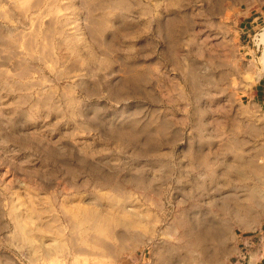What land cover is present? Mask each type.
<instances>
[{
  "label": "rangeland",
  "instance_id": "374dc122",
  "mask_svg": "<svg viewBox=\"0 0 264 264\" xmlns=\"http://www.w3.org/2000/svg\"><path fill=\"white\" fill-rule=\"evenodd\" d=\"M263 34L264 0H0V264H264Z\"/></svg>",
  "mask_w": 264,
  "mask_h": 264
},
{
  "label": "bare ground",
  "instance_id": "6f19581e",
  "mask_svg": "<svg viewBox=\"0 0 264 264\" xmlns=\"http://www.w3.org/2000/svg\"><path fill=\"white\" fill-rule=\"evenodd\" d=\"M168 24H169V26L167 27V29L170 30V37H173V38L175 39V35H174L175 33H174V29H173V24H174V22H169ZM165 25H166V24H165ZM175 25H176V24H175ZM166 26H167V25H166ZM263 35H264V34H263ZM263 37H264V36H263ZM176 38H177V37H176ZM263 39H264V38H263ZM169 40H170V39H169ZM263 76H264V70H263L262 73H259V74H258V77H259V78H261V77H263ZM251 163H253V165H255V166L262 167V166H264V158L254 156V157L252 158V162H251ZM77 202H78V201H77ZM77 202H76V203H77ZM79 202H80V201H79ZM79 204H80V203H79ZM83 206H84V205H83ZM83 206H82V207H83ZM75 207H76V206H75ZM76 208H77V207H76ZM76 208H75V209H76ZM78 208H79V207H78ZM80 208H81V207H80ZM80 208H79V209H76V210H73V208H72V213H71V210H70L71 208L68 209V210H70V213L72 214V215L70 214L72 218H73V216H74V219H79V218H81V216H82V218H83V214H84V212H85L87 209L84 210V212H83V209L81 210ZM83 208H84V207H83ZM214 208H215V207H214ZM25 209H26V208H25ZM94 209H96V208H93V210H94ZM215 209H216V208H215ZM218 209H219V208H218ZM27 210H28L29 213L27 212ZM27 210H26V211L24 210V211L22 212L23 214L20 213L21 215H23V216L21 217L19 213L17 214L16 211H15L13 208H11V210H10L11 213H10V212H9V213L11 214L10 216H13V218H12L13 220H12V221H14V223H15V224H13V226L15 225L14 228L17 227V228H19L21 231H23V235H24V232H25V233H26L25 236H30V239H28L29 237L27 238V239H28V243H29V241H31V239H32L31 244L33 245L34 243H36L37 246H38L37 248H38L40 251H42L43 253H45V254H47V255H51V254L54 253V251L57 252L58 249H54V248L52 247V242H51V241L53 240V241L57 242V241H59V240H62L64 234L62 235V233H61L60 236H59L60 239L57 240L58 238H56V237H55V234H53L54 231L52 232V230L50 231V229H47L50 233H52V234H50V233H49V232H48V231H47V230H46L41 224L37 223L38 221L36 222V220L33 219V215H32V213L34 214V211H33L34 209L32 210V209H28V208H27ZM91 210H92V208H91ZM0 211L2 212V210H0ZM21 211H22V210H21ZM35 211H36V209H35ZM81 211H82L83 214L81 213ZM31 212H32V213H31ZM90 212L92 213V211H90ZM214 212H215V211H214ZM2 213H3V212H2ZM4 213H5V212H4ZM7 213H8V212H7ZM35 213H36V212H35ZM67 213H68V211H67ZM101 213H102V212H101ZM37 214H38V213H37ZM64 214H66V211H65ZM68 214H69V213H68ZM85 214H86V213H85ZM85 214H84V217H85V220H86V216H87V214H86V216H85ZM8 215H9V214H8ZM101 215H102V214H101ZM101 215H100V216H101ZM104 215L107 216V214H104V213H103V216H104ZM37 216H38V215H37ZM65 216H66V215H65ZM97 216H98V215H97ZM100 216H99V217H100ZM103 216H102V217H103ZM109 216H110V215H109ZM67 217H68V215H67ZM67 217H65V218L67 219ZM88 217H89V216H87V219H88ZM90 217H91V216H90ZM90 217H89V218H90ZM92 217H93V216H92ZM92 217H91V218H92ZM94 217H95V216H94ZM94 217L92 218L93 221L95 222V220L97 219V222H95L96 224H94V228H90V230H91V229H92V230L94 229L95 233H94V231H92L93 234H94V237H95V235H96V236L99 235L98 237H95V238H93V236L91 237V236L89 235V233L91 234V232L88 233V231H87V228H88L89 226L85 229V227L83 226V222H82L83 220L80 221V219H79V222L82 223V224H81V227H84V228H83L84 231L82 230V233H79V235L82 234V235H80L81 239H80L79 237H77L78 240L80 239V240H79L80 243H79V244L76 243V245H77V244L79 245V246L77 245L78 248H76V247L74 246V244H73V242H75L74 239L72 240L73 242H72L71 240H69L70 238H68L69 236L67 235V233H66V235L68 236L67 239H64V238H65V237H64V238H63L64 241H60L61 244H63L64 242L67 244V241H69L68 243L71 244L70 246H72V248L69 247V246H68V247L71 248V249H73L77 254H78V253H81V255H82V253H84L83 248H84L85 246H86V247H87V246H88V247H91L92 249H91V248H88V250H90V251L92 250L90 254H91V255H95L96 258H97V257L99 258L100 256H97V255H98V253H99L100 250H101V252H104V253L106 252V251L103 250V248H104L105 245H106V242H107L106 240H107V238H108V237H106V235L108 236V234L104 233V231L106 232V228H110V227H107V222L110 221V222H113V223H111V224H114L115 220H114V221L111 220V219H113V217H111V216H110L111 219H108V218H110V217H108L107 219H105V222H106V220H107V222H106V228H105V226H104L105 224H102V222H103V221L101 220L102 218H101V217H100L101 219L99 218L100 221H102V222H98V220H99L98 217H96V219H94ZM10 218H11V217H10ZM69 218H70V217H69ZM69 218H68V221H69L70 219H72V218H70V219H69ZM82 218H81V219H82ZM103 218H104V217H103ZM105 218H106V217H105ZM21 219H24L25 222L27 223V224H25L24 227L21 226V221H20ZM114 219H115V218H114ZM42 221H43V220H42ZM70 221H71V220H70ZM73 221H74V220H73ZM73 221H71V222H73ZM89 221L91 222L90 219H89L87 222H89ZM76 222H77V221H76ZM76 222L74 221L75 224H76ZM79 222H78V223H79ZM90 222H89V223H90ZM40 223H41V222H40ZM78 223L76 224L77 226H78ZM91 223H92V222H91ZM103 223H104V222H103ZM117 223H118V222L116 221V225H118ZM44 224H45V223H44ZM70 224H71V223H70ZM84 224H85V223H84ZM86 224H87V223H86ZM108 224H109V222H108ZM79 225H80V224H79ZM116 225H115L114 227H116ZM85 226H86V225H85ZM132 226H133V225H132ZM47 227H48V226H47ZM78 227L80 228V226H78ZM90 227H91V226H90ZM17 228H16V229H17ZM49 228H50V227H49ZM116 228H117V227H116ZM81 229H82V228H81ZM79 230H80V229H79ZM88 230H89V229H88ZM107 230L110 231V233H112V229H110V230L107 229ZM108 231H107V233H108ZM113 231H115V229H113ZM58 232H59V231H58ZM80 232H81V230H80ZM55 233H56V232H55ZM96 233H98V234H96ZM114 233H115V232H114ZM27 234H28V235H27ZM57 234H58V233H57ZM69 234H70V232H69ZM72 234H73V233L71 232V235H70V236H72ZM93 234H92V235H93ZM104 234H105V235H104ZM112 234H113V233H112ZM112 234H111L110 236L113 237ZM115 234H118V233L116 232ZM52 235H54V237H53ZM102 235H104V236H102ZM121 235H122V234H121ZM35 236H36V239H33ZM64 236H65V235H64ZM89 236H90L91 238H90ZM110 236H109V237H110ZM125 236H126V235H125ZM52 237H53L54 239H52ZM72 237H73V236H72ZM72 237H71V238H72ZM101 237H102V238H103V237H104V238L106 237V239H103L104 241H106V242H105V245H104L103 241L101 240ZM115 237H116V238H115ZM115 237L113 238L114 240H116V239H120V238L117 237V236H115ZM73 238H74V237H73ZM110 238H111V237H110ZM75 240H76V239H75ZM78 240H77V242H78ZM62 242H63V243H62ZM65 243H64V245H66ZM31 244H30V245H31ZM107 244H108V243H107ZM28 245H29V244H28ZM34 245H35V244H34ZM34 245H33V246H34ZM66 246H67V245H66ZM108 246H109V245H108ZM108 246H107V247H108ZM107 247H106V248H107ZM35 248H36V247H35ZM37 248H36V250H38ZM60 249H62V248H60ZM60 249H59V250H60ZM109 249H110V248H109ZM56 250H57V251H56ZM73 250H72V251H73ZM86 250H87V248H86ZM98 250H99V251H98ZM102 250H103V251H102ZM60 251H62V250H60ZM69 251H70V250H69ZM74 251H73V254H75ZM97 251H98V253H96ZM107 251H110V250H107ZM101 252H100V254H101ZM85 253L87 254L88 252L85 251ZM85 253H84V254H85ZM92 253H93V254H92ZM73 254H72V256H73ZM77 254H75V255H77ZM86 254H85V255H86ZM100 254H99V255H100ZM75 255H74V256H75ZM79 255H80V254H79ZM101 255H102V254H101ZM104 255L106 256V254H104ZM87 256H88V254H87ZM89 256H90V255H89ZM95 256H94V257H95ZM49 257H50V256H49ZM91 257H92V256H91ZM94 257H93V258H94ZM101 257H102V259L105 258L104 256H101ZM101 257H100V258H101ZM87 258H88V257H86V259H87ZM89 258H90V257H89ZM96 258H95V259H96ZM100 258H99V259H100ZM90 259H91V258H90ZM95 259H93V260H95ZM100 260H101V259H100ZM100 260H99V261H100ZM86 261H87V260H86ZM90 261H91V260H90ZM101 262H102V261H101Z\"/></svg>",
  "mask_w": 264,
  "mask_h": 264
},
{
  "label": "clouds",
  "instance_id": "9594fccd",
  "mask_svg": "<svg viewBox=\"0 0 264 264\" xmlns=\"http://www.w3.org/2000/svg\"><path fill=\"white\" fill-rule=\"evenodd\" d=\"M183 2V0H164V3L167 4V6L169 7H179L181 5V3ZM244 69L241 67L240 69H238L239 71H243ZM264 70V69H262Z\"/></svg>",
  "mask_w": 264,
  "mask_h": 264
}]
</instances>
